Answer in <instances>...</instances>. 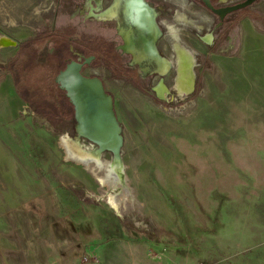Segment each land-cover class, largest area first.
Here are the masks:
<instances>
[{
	"label": "rangeland",
	"instance_id": "obj_1",
	"mask_svg": "<svg viewBox=\"0 0 264 264\" xmlns=\"http://www.w3.org/2000/svg\"><path fill=\"white\" fill-rule=\"evenodd\" d=\"M85 1L0 0V36L16 42L0 57L29 96L59 95L64 45L76 50L87 36L88 54L98 55ZM31 39L42 42L20 48ZM189 42L199 65L193 92H177L171 72L174 101L157 102L156 80L142 91L113 63V73L97 60L84 71L114 96L123 188L70 157L65 141L94 148L73 128L32 106L0 113V264H264V19L247 17L213 46ZM112 159L105 151L102 160Z\"/></svg>",
	"mask_w": 264,
	"mask_h": 264
},
{
	"label": "flooded vegetation",
	"instance_id": "obj_2",
	"mask_svg": "<svg viewBox=\"0 0 264 264\" xmlns=\"http://www.w3.org/2000/svg\"><path fill=\"white\" fill-rule=\"evenodd\" d=\"M129 2L131 0H118V2L117 0H86L82 7L85 10L86 20L97 23L99 27L98 36L94 39L96 40L98 55L88 54L90 38L86 36L82 45L76 47V50L71 43L68 47L64 45V49L69 51L70 58L64 55L66 52L58 57L64 61V67L59 69L54 79L59 88V95L56 98H58L59 109H62L61 107L68 109L67 114L70 115L67 118L64 116L58 118V124L66 129L73 128L77 135L79 124L76 109L68 98L66 90L61 88L62 84L56 80L60 73L67 69L70 62L85 64L82 71L83 77L102 80L106 93L111 95L113 100L114 96L107 90L104 79L97 74H84L85 69L92 67V63L96 60L98 63L108 66L112 73L110 63H113V68H116L119 73L118 75L115 74L117 77L131 80L142 91H145L147 85L156 80V83L150 86V91L155 92L154 88L160 85L161 79H164L165 85L168 86L166 76L171 72L177 75V64L174 62L176 58L175 49L172 47V43L176 39L174 37L175 32L178 31L181 46L192 50V56L194 60L196 59V65L193 66L195 72L199 65L198 53L192 43L189 42L192 36L196 35L202 43L213 46L221 37L231 33L234 25L247 19V17L264 19V0H135L134 5H129ZM111 9L115 10L113 17L105 14ZM207 36H213L211 43L205 39ZM58 50L64 51L61 48ZM91 57L93 59L90 60L89 64L86 63V60ZM158 58L159 61L161 58H165L174 63L168 74L164 75L160 72ZM155 95L156 101L160 103L174 101L170 97V99H159L157 92ZM25 104L27 105L26 109L33 111L28 102ZM33 115H36V111Z\"/></svg>",
	"mask_w": 264,
	"mask_h": 264
},
{
	"label": "water",
	"instance_id": "obj_3",
	"mask_svg": "<svg viewBox=\"0 0 264 264\" xmlns=\"http://www.w3.org/2000/svg\"><path fill=\"white\" fill-rule=\"evenodd\" d=\"M92 59V57L87 59L86 63L89 64ZM84 66L85 64L72 61L56 80L62 84L61 88L66 90L76 109L79 137L88 139L101 153L105 151L112 153L118 165L122 160L124 138L122 125L116 118L113 97L106 93L102 80L83 77ZM160 85L165 90L164 94L160 90ZM160 85L154 88L155 92L158 93L159 99H166V94L169 95L171 92L164 79H161Z\"/></svg>",
	"mask_w": 264,
	"mask_h": 264
},
{
	"label": "bare ground",
	"instance_id": "obj_4",
	"mask_svg": "<svg viewBox=\"0 0 264 264\" xmlns=\"http://www.w3.org/2000/svg\"><path fill=\"white\" fill-rule=\"evenodd\" d=\"M134 1L135 0H131V2H129V5L130 4L134 5ZM117 2H118V0H117ZM124 9H126V8H124ZM119 10H121V9L119 8ZM105 14L107 16H109V17H113L114 14H115V10L111 9L108 12H106ZM121 16H122V14H121ZM103 17H104V15H103ZM180 18L182 19V17H180ZM192 21H194V20H192ZM177 32L174 33V35H175L174 37H176V39H175L174 43H172L173 44L172 47L175 49V56H176L174 62H176V64H177V75H176L177 78L175 79L176 80V86H175L176 88L175 89L177 90V92H179L180 94L184 95V94H190V93L193 92L192 90L194 88L193 87L194 86V80H195V77H196V76H194L195 73H194V70H193V66L196 65L195 64L196 63L195 62L196 59L194 60V57L192 56V50H188L187 47L181 46L182 44H180V42H179L180 38H179V35L177 34ZM212 37L211 36H207V37H205V39L208 41V43H211ZM0 40L6 46H8L10 44L11 45L15 44V43H13V41H11V39L10 40L6 39V37H1ZM158 62H160V72L162 74H164V75L168 74V72L170 71L171 67L174 64L171 60H167L165 58L164 59L161 58L160 61H159V58H158ZM160 87H161V89H160L161 92L164 94L165 93L164 88H162V85H160ZM64 144L66 145V150H67L68 154L70 155V157L72 159L76 160L79 163L84 164V166H86V167H89V166L92 165L94 168H97V169H99V170H101L103 172V176L101 177V180L99 179L100 182L102 183V185L105 184V185L113 186V187H119L120 186V187L123 188L124 182H123V179H122L121 176H122V171H123L124 167H123L122 160H121V163L118 164V165H116L114 159H112V161L110 163L104 162L102 160L104 153L103 152L101 153L99 148L95 147V145H94V148H91V149H88V150H85L83 148L81 149V147H80V149L75 150V149H72L73 147L71 148V146L67 143V141H65ZM79 145L81 146V143ZM94 168H92V169H94ZM97 169H96V171H97ZM100 175H101V173H100ZM97 178H99V177H97ZM125 191H127V190H125ZM125 191H124V193H125ZM124 193H122V194H124ZM122 194H120L118 196H114V197L111 198L110 203L112 204V206L118 208V199L120 198V196H122ZM128 194H130V191H128ZM124 197H125V195H124Z\"/></svg>",
	"mask_w": 264,
	"mask_h": 264
},
{
	"label": "crops",
	"instance_id": "obj_5",
	"mask_svg": "<svg viewBox=\"0 0 264 264\" xmlns=\"http://www.w3.org/2000/svg\"><path fill=\"white\" fill-rule=\"evenodd\" d=\"M1 37H6L1 35ZM6 39L11 41H15L12 38L6 37ZM2 40V39H1ZM0 40V51L2 50H8L11 48L10 46H6L3 42ZM16 43V42H15ZM15 45V44H14ZM5 59H2L0 57V113H12V112H24L26 110L27 105L25 104V99L21 94L19 93L16 81H14V78L7 75V72L4 70V61ZM51 258H52V254ZM55 255V254H54ZM55 258V257H53ZM138 260H135V263L133 264H147L146 261H140L138 257H135ZM57 259V258H56Z\"/></svg>",
	"mask_w": 264,
	"mask_h": 264
},
{
	"label": "trees",
	"instance_id": "obj_6",
	"mask_svg": "<svg viewBox=\"0 0 264 264\" xmlns=\"http://www.w3.org/2000/svg\"><path fill=\"white\" fill-rule=\"evenodd\" d=\"M40 42H42V40L40 39H31L27 42H25V44H23L21 46V48L25 49V47H30L33 46L36 48V45L40 44ZM69 53V51H67ZM8 70H13V67H11ZM14 81H16V86L17 89L19 91V93L21 94V96L24 97L25 101L28 102L30 104V106H32L35 111H39L41 114L43 113L44 115H47V117L49 118V122H51L52 125H56L57 123V118L63 117L67 118V116L69 117L70 115L65 113L63 114V111L65 112V109H63V107H61L63 110L59 109V104H58V99L56 98H48V97H38L37 95H30L29 96V90L28 87L22 88V84L21 81H19V75L18 73H16L14 71ZM34 94L37 92L36 90L33 91Z\"/></svg>",
	"mask_w": 264,
	"mask_h": 264
},
{
	"label": "built area",
	"instance_id": "obj_7",
	"mask_svg": "<svg viewBox=\"0 0 264 264\" xmlns=\"http://www.w3.org/2000/svg\"><path fill=\"white\" fill-rule=\"evenodd\" d=\"M86 261H88V260L86 259Z\"/></svg>",
	"mask_w": 264,
	"mask_h": 264
}]
</instances>
